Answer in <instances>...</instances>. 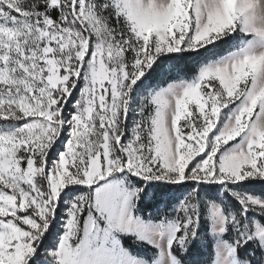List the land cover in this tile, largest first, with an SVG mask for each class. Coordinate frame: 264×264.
<instances>
[{"label": "snow or ice", "instance_id": "obj_1", "mask_svg": "<svg viewBox=\"0 0 264 264\" xmlns=\"http://www.w3.org/2000/svg\"><path fill=\"white\" fill-rule=\"evenodd\" d=\"M262 22L264 0H0V126L10 129L0 131V264H118L68 236L46 250L72 184L93 191L98 248L110 230H139L115 203L109 178L120 172L161 181L148 190L165 202L185 194L163 245L168 264H264V227L252 220L264 200L232 202L214 187L264 180V123H253L264 118V49L232 55L264 39ZM69 207L71 227L87 206ZM213 225L228 242L219 261Z\"/></svg>", "mask_w": 264, "mask_h": 264}, {"label": "rangeland", "instance_id": "obj_2", "mask_svg": "<svg viewBox=\"0 0 264 264\" xmlns=\"http://www.w3.org/2000/svg\"><path fill=\"white\" fill-rule=\"evenodd\" d=\"M260 49H264V39L259 37H253L251 40L242 41L240 45L239 52H233V57L239 56L246 52H256ZM231 51V49H230ZM220 57L227 59L226 54ZM220 57L216 59H211L204 62L199 70L203 71L207 68H212L218 66L222 63ZM261 78H264L262 75ZM254 124L264 123V118L257 119L253 121ZM10 130L7 125L0 126V131ZM250 135V133H249ZM240 138H238L239 140ZM248 137L246 136L243 141L237 143L236 141L230 142L231 147L224 145L221 149L222 155H232L240 151L241 148L246 145ZM59 143V142H57ZM54 144L52 148H55ZM52 148L48 149L47 152V167L51 170L58 160L59 154L64 151V144H60L58 150L53 152ZM141 179L140 177L134 176L132 174L125 175L123 172L116 173L114 176L109 178L110 183L116 189L115 203L118 210L123 212L124 219L130 216L135 225H139V230H134L132 232H120L116 230H110L108 232L107 240L100 243L99 248L97 247V241L94 238L95 229L91 227L92 219H96L101 228L104 227V221L100 220L95 211V204L93 203V191L89 189L86 185L72 184L68 185L61 193L60 196L63 197L64 193L69 190V188L77 189L71 195V197L64 198L57 202V209L60 212V232L57 235L56 241L52 247L46 250L47 253L54 254L58 250L60 244L64 241V237H69V243L73 248L78 246L81 248L88 247L90 253L93 256H99L106 259H115L118 264H168L166 253L164 251L163 245L166 243L169 235L171 234V229L174 226L173 221L167 222H151L142 219L135 213V203L137 196V187L134 185L132 178ZM143 180V179H141ZM264 180H245L234 184L220 185L221 188L227 186L230 189L231 186H236L238 184L247 185L249 182H260ZM167 183V182H165ZM170 185H175L174 183ZM233 196L239 201L245 198H256L259 200H264L263 198L250 195V194H238L237 192H231ZM74 200H79L87 206L82 217L75 218L71 227L68 226L67 221L71 218V208L69 207ZM61 205H63L61 207ZM252 220L258 227H263L255 215ZM79 224V227H77ZM219 235L215 230V225H213L212 231L209 233V243H211L212 252L215 253L217 261H219L220 256L227 251L228 242L219 238ZM122 238H129L130 243L147 245L156 250V256L152 260H145L131 252L128 248H125L122 244ZM30 263V262H29ZM53 264H57L54 260ZM180 264V263H179ZM211 264V263H210Z\"/></svg>", "mask_w": 264, "mask_h": 264}, {"label": "trees", "instance_id": "obj_3", "mask_svg": "<svg viewBox=\"0 0 264 264\" xmlns=\"http://www.w3.org/2000/svg\"><path fill=\"white\" fill-rule=\"evenodd\" d=\"M225 53H220L222 56ZM219 56V57H220ZM218 56H211L204 62L216 59ZM203 62V63H204ZM202 63V64H203ZM132 178L134 185L137 187V196H136V203H135V213L140 216L142 219L151 221V222H167L173 221L175 219L176 213L175 208L181 204V202L185 199V194L177 191L176 197L174 199L168 200L165 202L162 198L158 197L155 192L148 190V185L153 183H162L161 181H145L137 178ZM165 183V182H163ZM248 185H258L256 190H253ZM170 189H177L178 185H170L168 184ZM219 191H217L216 195L221 197L222 199L229 200L232 202H237L238 200L233 196L231 192H237L238 194H250L264 199V181L260 182H249L247 185L245 184H238L236 186H224L221 188L220 185H215ZM213 203H220L219 200L212 201ZM223 208L224 205L220 204ZM235 214L234 212L232 213ZM259 223L264 227V217L255 216ZM226 235V234H225ZM226 241V240H225ZM122 244L125 248L131 250V252L143 259L149 261L152 260L156 256V250L147 246V245H140V244H132L130 243L129 238H122ZM191 245H189L190 247ZM208 251L212 253L211 243L208 245ZM187 255V253H184ZM180 264H184V260L177 257ZM211 263V258L209 264ZM30 264V263H29Z\"/></svg>", "mask_w": 264, "mask_h": 264}, {"label": "clouds", "instance_id": "obj_4", "mask_svg": "<svg viewBox=\"0 0 264 264\" xmlns=\"http://www.w3.org/2000/svg\"><path fill=\"white\" fill-rule=\"evenodd\" d=\"M262 23H264V22H262ZM260 50H262V49H260ZM259 51V50H258Z\"/></svg>", "mask_w": 264, "mask_h": 264}]
</instances>
